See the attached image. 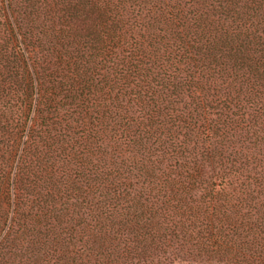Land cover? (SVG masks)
Segmentation results:
<instances>
[{"label":"trees","instance_id":"1","mask_svg":"<svg viewBox=\"0 0 264 264\" xmlns=\"http://www.w3.org/2000/svg\"><path fill=\"white\" fill-rule=\"evenodd\" d=\"M264 264V0H0V264Z\"/></svg>","mask_w":264,"mask_h":264},{"label":"rangeland","instance_id":"2","mask_svg":"<svg viewBox=\"0 0 264 264\" xmlns=\"http://www.w3.org/2000/svg\"><path fill=\"white\" fill-rule=\"evenodd\" d=\"M184 264H186V263H184ZM189 264H193V263H189Z\"/></svg>","mask_w":264,"mask_h":264}]
</instances>
